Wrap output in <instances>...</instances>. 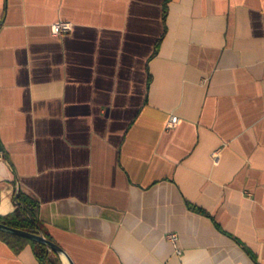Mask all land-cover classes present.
Listing matches in <instances>:
<instances>
[{
    "label": "crops",
    "instance_id": "0c3cea01",
    "mask_svg": "<svg viewBox=\"0 0 264 264\" xmlns=\"http://www.w3.org/2000/svg\"><path fill=\"white\" fill-rule=\"evenodd\" d=\"M17 191L61 264H264V0H0V215Z\"/></svg>",
    "mask_w": 264,
    "mask_h": 264
},
{
    "label": "trees",
    "instance_id": "16d2710c",
    "mask_svg": "<svg viewBox=\"0 0 264 264\" xmlns=\"http://www.w3.org/2000/svg\"><path fill=\"white\" fill-rule=\"evenodd\" d=\"M14 198L16 208L6 215H0V223L43 235L41 224L36 215V201L20 191L15 193ZM0 237L16 249L21 248L26 243H30L36 258L41 264H61L58 255L54 251L49 250L45 243L3 230H0ZM44 237L49 239L47 236Z\"/></svg>",
    "mask_w": 264,
    "mask_h": 264
},
{
    "label": "water",
    "instance_id": "95a60500",
    "mask_svg": "<svg viewBox=\"0 0 264 264\" xmlns=\"http://www.w3.org/2000/svg\"><path fill=\"white\" fill-rule=\"evenodd\" d=\"M0 230L7 231V232H10V233H13V234H16V235H20V236H23V237H26V238H29V239H34L36 241L45 243L50 250H52V251H54L56 253H59V254L60 253L64 254L63 249L58 244H56L52 240H49V239L45 238L41 234H35V233L28 232V231H25V230H21V229H18V228L10 227V226H7V225L2 224V223H0ZM67 259H68L69 264H74L73 261L70 258L67 257Z\"/></svg>",
    "mask_w": 264,
    "mask_h": 264
},
{
    "label": "built area",
    "instance_id": "2783aa9c",
    "mask_svg": "<svg viewBox=\"0 0 264 264\" xmlns=\"http://www.w3.org/2000/svg\"><path fill=\"white\" fill-rule=\"evenodd\" d=\"M71 27L72 24L69 21H65V20L56 21L50 25V29L54 34L66 33L71 29ZM177 120L178 117L176 115L171 116L167 123V126L168 127L173 126L177 122ZM167 237L170 240H175L177 235L175 233H168Z\"/></svg>",
    "mask_w": 264,
    "mask_h": 264
}]
</instances>
